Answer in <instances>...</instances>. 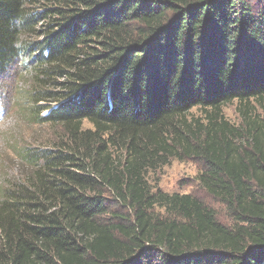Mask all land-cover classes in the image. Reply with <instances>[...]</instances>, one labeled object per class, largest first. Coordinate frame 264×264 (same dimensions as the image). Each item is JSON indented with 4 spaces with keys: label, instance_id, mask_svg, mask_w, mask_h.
I'll return each instance as SVG.
<instances>
[{
    "label": "trees",
    "instance_id": "16d2710c",
    "mask_svg": "<svg viewBox=\"0 0 264 264\" xmlns=\"http://www.w3.org/2000/svg\"><path fill=\"white\" fill-rule=\"evenodd\" d=\"M20 62L60 134L1 192L0 264H264V0H0ZM185 159L231 225L152 185Z\"/></svg>",
    "mask_w": 264,
    "mask_h": 264
},
{
    "label": "rangeland",
    "instance_id": "374dc122",
    "mask_svg": "<svg viewBox=\"0 0 264 264\" xmlns=\"http://www.w3.org/2000/svg\"><path fill=\"white\" fill-rule=\"evenodd\" d=\"M21 63L11 68L8 76L0 80V104L4 109L3 115L0 112V195L29 167L21 158V151L27 147H46L55 135L60 134L59 128L33 121L28 95L32 91L33 73L23 71ZM255 109L256 114L263 116V110L259 107ZM191 114L199 117L201 113L199 110H193ZM223 114L233 125L239 127L242 124L239 104L226 106ZM46 115L47 112L41 114L42 117ZM203 169L196 160H172L156 173H150L149 177L152 185L158 186L165 193L197 196L215 211L221 223L231 225L232 218L226 206L198 186L196 179ZM158 213L162 215L161 211Z\"/></svg>",
    "mask_w": 264,
    "mask_h": 264
}]
</instances>
